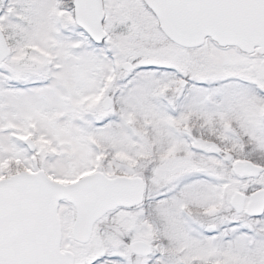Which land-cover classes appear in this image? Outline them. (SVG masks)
Returning <instances> with one entry per match:
<instances>
[{"label": "snow or ice", "instance_id": "snow-or-ice-1", "mask_svg": "<svg viewBox=\"0 0 264 264\" xmlns=\"http://www.w3.org/2000/svg\"><path fill=\"white\" fill-rule=\"evenodd\" d=\"M0 264H264V0H0Z\"/></svg>", "mask_w": 264, "mask_h": 264}]
</instances>
